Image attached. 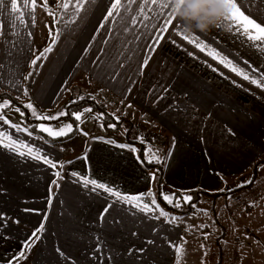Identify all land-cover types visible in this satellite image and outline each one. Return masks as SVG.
Returning <instances> with one entry per match:
<instances>
[{"label":"crops","instance_id":"1","mask_svg":"<svg viewBox=\"0 0 264 264\" xmlns=\"http://www.w3.org/2000/svg\"><path fill=\"white\" fill-rule=\"evenodd\" d=\"M161 2L121 0L118 12L111 17H107V11L115 0L86 4L78 18L71 6L61 18L63 9L59 7V39L47 58L38 60L34 67L31 62L37 57L34 40L41 0H37L31 14L30 7L23 9L27 26L17 20L15 27L10 28L9 13L5 11L0 17L4 21L0 36V89L14 96L25 90L28 94L29 89L28 96L37 105L53 108L66 105L67 96H72L70 91L77 84L81 95L87 90L127 121L135 115L149 123L156 121L158 130L173 137L172 151L163 163L162 196L168 189L172 194L199 188L214 190L225 182L243 181L251 171L255 172L253 184L257 185L258 168L264 164L262 42L250 40L242 29L229 31L228 25L213 26L206 32H185L170 0H163L169 5L164 9L159 7ZM237 2L246 15L264 25V0ZM171 17L175 19L168 31H161ZM73 18L74 23L65 24ZM158 33L164 38L150 52L149 45ZM184 35L196 37L208 49H215L244 70L249 79L201 51ZM149 55L147 66L142 67ZM253 79L260 84L252 83ZM126 106L128 114L118 110ZM0 133L33 146L57 164L53 168L42 160L20 156L0 146V264L172 263L175 249L171 245L160 262L151 258L150 238L160 239L161 231H165L164 242L165 226L169 225L159 220L158 210L142 211L134 203L118 201L102 189L93 191L91 185L85 187L79 181V176L87 175L122 194L151 191L157 200L159 170L145 168L136 148L134 152L132 146L118 147L124 144L92 137L86 151L70 157L71 151L65 148L68 140L50 141L29 129L17 131L1 122ZM143 148L145 152V145ZM85 155L87 160L82 158ZM73 172L79 175H71ZM150 200L146 196L144 203ZM245 200L234 201L241 213L249 215L263 201L259 198L253 206ZM194 213L197 215V210ZM213 218L214 223L218 222L216 215ZM41 225L43 231L37 232ZM222 225L225 234L219 239L226 248L231 244ZM205 228L208 233V226ZM246 230L245 242L237 240L238 245L233 248L247 244L264 252L261 209ZM34 232L39 239L33 237ZM146 232L148 237L152 234L150 238H146ZM256 234L262 237L255 239ZM176 236L174 233L170 237ZM34 239L27 250L25 244ZM21 252H25V258H18Z\"/></svg>","mask_w":264,"mask_h":264},{"label":"rangeland","instance_id":"2","mask_svg":"<svg viewBox=\"0 0 264 264\" xmlns=\"http://www.w3.org/2000/svg\"><path fill=\"white\" fill-rule=\"evenodd\" d=\"M59 1L60 0H48V6L56 14L55 16L48 14V11L43 6V0H41V3L38 4V24L34 40L36 56H39L40 53L52 43V39L57 28L56 19L59 10V7H52V4L55 6L56 4H59ZM50 28L53 36H50L49 34ZM32 69L30 71H32ZM27 90L28 94H15L17 96L15 97L20 101L21 106H14L3 113L7 116L8 120L11 121V123L19 125L21 129L20 131H24L23 129L25 128L30 130V128L35 125V129L44 134L45 132L41 131L38 125L43 124L44 126L51 127L54 130H59L64 125L72 124V130L64 135L67 136L76 128L75 134L72 136L73 138L70 137L66 139L68 141L65 142V148L71 151L70 157L86 151L89 143L92 141V137L132 146L133 148H136L139 153L141 150L139 143H141L142 146L145 145L143 157L147 161L151 160L156 162V159L158 158L165 163L168 159H165V157H169L172 151L173 137L165 135L162 130H158L156 121H151L149 123L147 120H144V118H141L140 115H135L133 118H129L130 121H124L125 123H122V126L119 129H114L116 127L115 126L111 130L106 129L103 124L102 119L104 118V113L98 108L93 107V104L76 112L81 113L84 109L88 108H91L92 110L91 112H83L82 119L81 121H77V124H74L72 120L65 118L66 115L61 116L58 120L37 119V115L41 114L45 116H55L65 110L68 112V107L71 103L82 100L80 97H83L84 99L91 96L87 93V90H84L81 95L79 93V88H77V84H75V89L70 91L72 92V96H67V104H60L53 108H43L37 105V103L34 102L30 96H28L30 92L29 89ZM1 92L2 90L0 89V93ZM91 97L96 100L94 96ZM97 102L100 105L105 106V104L99 101ZM29 103L34 106L37 115H33L32 110L25 107V105ZM2 104L3 103L0 105ZM16 108H19L24 115L21 116L19 112L15 111ZM105 108L111 115L114 114L113 116L116 118L119 117L118 120L123 119L113 110L111 112V108L109 106L107 107L106 105ZM129 108L126 106V108H118V110L128 114L130 112L128 110ZM0 122L3 124L2 121ZM112 124L116 125L114 123ZM5 125L10 126L8 124ZM84 133H87V135H84ZM64 136L53 137L58 138ZM153 154H155V158L153 157ZM254 177L255 172L251 171L243 181L228 184L225 182L219 188L214 190L210 189V191L201 188L197 189L199 191H207L209 193L223 191L225 194L220 197L202 195L201 200L197 205V215L192 212L190 215L181 216L177 213V211H172L166 208L159 201V199H157L156 203L159 205L160 209H163L164 212L169 214L168 217H165L159 215V211H157L158 218L169 225L167 228L165 226L167 235L164 242L162 241V235L165 231H161L160 239L150 238L152 234L148 237L147 232L145 234L146 238H150L152 260L160 262L163 253L171 249L168 245H172L176 242L175 245L182 246L183 252L178 255L174 250L172 258L170 259V262H172L171 264H264V252L253 249L252 245L245 244L242 246L240 244V248H233V246L238 245L237 240L245 242L247 234L246 227H248L253 220L258 218L260 209L263 213L264 219V164L260 165L258 168V175L256 178L257 185L253 184ZM246 181H251V183H245ZM243 184H246V186H242ZM169 190L170 189H168L164 195H168L174 199V194H172L170 192L171 190ZM184 191L186 190L178 192V194L182 195V198L184 196H189L190 193L189 191ZM241 198H246L245 202H248V204L253 206L257 205L259 198H262L263 201L259 208L256 207V212L249 215L248 212L241 213L239 207L235 205L234 200H239ZM249 198H251V201ZM179 203L180 207L177 208L181 209L183 204L181 202ZM174 205L175 203L173 200L171 206ZM214 215H216L217 219H219L218 222L214 223ZM171 217H177L178 219L169 223L168 220L171 219ZM222 223H224L226 228L227 240H230L231 244L227 245L226 248L225 246L223 247L221 241L218 243V239L222 236ZM205 226H208V233ZM176 227L179 228V230L176 229ZM180 228H182V230ZM148 230H150V226L148 227ZM174 233H176L177 236L170 237ZM261 237L262 236L259 234L254 236L255 239H260ZM262 238L264 239V237ZM231 239L236 240L231 241ZM261 241L263 242L262 239ZM250 243L253 244V242ZM256 244H258V241H256Z\"/></svg>","mask_w":264,"mask_h":264},{"label":"snow or ice","instance_id":"3","mask_svg":"<svg viewBox=\"0 0 264 264\" xmlns=\"http://www.w3.org/2000/svg\"><path fill=\"white\" fill-rule=\"evenodd\" d=\"M129 2H133V0H129ZM153 3H156V0H152ZM96 0H75L73 3V0H63L62 3L58 4V7L63 9V13H61V18H63V15L66 14L70 8V6L74 9V17L78 18L80 12L85 10V5L86 4H95ZM226 4L229 8V13L226 15L220 22L219 24H216V27H223L225 25H228L229 31L234 30V29H242L243 32L248 36L250 40L253 41H260L261 47L264 48V25H261L260 23H257L255 19H252L249 15L245 14V11H243L238 4L237 0H226ZM121 5V0H115V3L111 5V10L107 11V17H111L114 12H118V9ZM43 6L44 8L48 11L49 15L55 16L56 14L51 10V8L48 6V0H43ZM169 5L167 2H162L159 4V7L161 9L167 8ZM25 7H30V13L35 11L37 7V0H0V17L3 16L4 12L7 11L9 13V25L10 28H14L16 21L18 20L20 23L25 24L27 26V21L24 20V13L23 9ZM141 12H143V9H140ZM15 13L16 15L13 16L12 14ZM75 18L70 19L68 21H65V24L67 25L68 23H74ZM145 19L148 17L145 16ZM106 19V18H105ZM175 19V17H171L169 21H167L161 31L166 32L168 31V25L172 22V20ZM32 20L34 22L35 17L32 16ZM60 20H56V23H59ZM228 22H231V24H228ZM3 19H0V36L3 35ZM100 27H103V25H100ZM49 34L50 36H53L51 28L49 29ZM179 34V33H178ZM31 35V33H29ZM60 31L57 30L53 36L52 39V44L45 48L39 56H37L35 59L32 60L31 64L32 66H35L37 61L40 60L41 58L46 59L47 58V53L51 52L53 49V46L55 45L56 41L59 39ZM164 37L160 35L159 33L156 35L155 39L152 41V43L149 45L150 52H154L155 48L159 46L160 40H162ZM183 38L185 40H188L190 43H195L196 47L200 48L201 51H207V54L212 56L214 59H217L219 63L224 64L225 67H229L231 71L237 73V75H240L243 77V79L248 80L249 76L248 74L238 68L237 66L233 65L232 61L228 60L225 57L220 56L218 52L215 51V49H208L206 45H204L202 42H197L196 37H189L188 35H184ZM106 43V41H105ZM151 56L149 55L147 59L143 62L142 67L147 66L148 59H150ZM31 75V73H29ZM264 78V77H262ZM27 79V77H25ZM252 83L260 84V81L253 79L251 81ZM264 86V85H261ZM25 94H27L25 90ZM80 99H83V97H80ZM10 101H4L2 105H0V121H2L4 124H8L13 128H16L17 131H20V127L18 124H13L11 121L8 120L7 116L3 113L2 109L10 107ZM25 107L27 109H31L33 112V115H37L34 109V106L29 103L26 104ZM131 107V105H129ZM15 111L19 112L21 116L24 115L23 112L19 108H16ZM91 108L84 109L83 112H91ZM83 112L81 113H72L71 115L74 117L76 121H81ZM68 115V112L62 111L61 113L55 115V116H45V115H37V119L41 120H58L61 116ZM114 115V114H113ZM117 120L119 117L116 118ZM39 129L45 133H47L49 136H64L67 134V132H70L72 130V124H67L64 125L62 128L59 130H54L51 127H46L43 124L38 125ZM109 127H115V125H109ZM24 131H27V129H23ZM31 135V133H29ZM84 135H87V133H84ZM0 146L8 149L9 151L15 152L20 156L28 155L30 158L34 159H39L42 160L45 164L51 165L53 168L57 167V164L54 163L52 160L44 156L42 153L39 152V150L35 149L33 146L28 145L24 142L18 141L14 139L11 135L7 133H0ZM118 147H129L128 145H117ZM132 151H136L134 148L131 149ZM153 157L155 158V154H153ZM84 160H87V156L85 155L82 157ZM168 157H165L167 159ZM139 159V157H137ZM148 162H151L149 160ZM157 163H163V161L159 160L158 158L156 159ZM71 163V161H69ZM143 163V162H142ZM60 167H63V164H60ZM57 176H60V172L56 173ZM73 176H78V173H71ZM152 179L155 180V175L153 174ZM79 181L83 183L85 187H88L91 185V190H96V189H102L104 192L109 193L111 196L116 197L118 201H125L128 203H134L137 207H140L142 211H153V210H158L159 215L168 217V213L164 212L163 209H160L159 205L156 203L155 200V194L149 191L148 193H142V194H137V195H126L122 194L118 190L104 184L101 182H98L95 179L90 178L89 176H79ZM245 183H251V181H246ZM148 196L151 197V200L149 203H144V198ZM163 199L167 201L169 204L173 203V197H170L168 195H163ZM184 201H190L191 197H183ZM110 206V205H109ZM176 207H180L179 201H176L175 205ZM107 209H105V212ZM102 218V217H101ZM177 217H171V219L168 220L169 223L174 222ZM37 232H42L43 231V225H41L37 230ZM33 237L35 239H39V237L36 235V232L33 233ZM206 238V237H205ZM35 239L32 241H29L25 244V248L27 250H30L32 244L35 242ZM174 249L175 252L179 255L183 252L182 246H177L175 244L171 245ZM59 251V249H58ZM99 251V249H97ZM18 258H25L24 257V252H21L19 254ZM109 259H111L109 257Z\"/></svg>","mask_w":264,"mask_h":264},{"label":"trees","instance_id":"4","mask_svg":"<svg viewBox=\"0 0 264 264\" xmlns=\"http://www.w3.org/2000/svg\"><path fill=\"white\" fill-rule=\"evenodd\" d=\"M9 100L10 101V107L8 108H4V111L9 110L10 108L14 107V106H21L20 101L10 92H1L0 93V104L3 103L4 101ZM93 104V107L98 108L99 110H101L104 113V118L102 119L103 124L105 125L106 129H113L114 127H109V125H113L112 123L116 124L114 129H119L122 126V123H125L124 121H126V119H122V120H117L115 116L111 115L108 110L105 108V106L100 105L95 99H93V97L88 96L82 100H78L75 101L73 103H71L68 107V115L65 116V118L70 119L74 122V124H77V121L74 119V117L71 115L72 113H76L78 111H80L81 109H83L86 106H89ZM30 130L32 132H35L37 134H41L43 137L47 138L50 141H56V140H66L70 137H72L75 134L76 128L73 130L72 133L68 134L67 136L64 137H59V138H50L48 136H46L45 134L41 133L40 131H38L37 129H35V125L32 126L30 128ZM140 145V153H139V157L141 162H143V165L145 166V168L147 169H158L159 170V179H158V199L159 201L168 209L172 210V211H177V213H179L181 216H186V215H190L192 212H194L197 209V205L201 200L202 195H207V196H215V197H220L222 195H225L223 191L220 192H213V193H209L207 191H199V190H193L189 193V196H193L191 197L190 201L185 202L184 199L182 198L181 194L178 193H174V203H176V201L181 202L183 205L181 207V209L177 208L176 206H171V204H169L167 201H165L163 199V196L161 195V187L164 183V166L163 164L151 161L148 162L144 157H143V146L141 145V143H139ZM236 189V188H235ZM185 197V196H184ZM222 233L224 236L225 231L222 230ZM218 243H220V239H218ZM25 253V252H24Z\"/></svg>","mask_w":264,"mask_h":264},{"label":"clouds","instance_id":"5","mask_svg":"<svg viewBox=\"0 0 264 264\" xmlns=\"http://www.w3.org/2000/svg\"><path fill=\"white\" fill-rule=\"evenodd\" d=\"M185 32H206L229 13L226 0H170Z\"/></svg>","mask_w":264,"mask_h":264}]
</instances>
